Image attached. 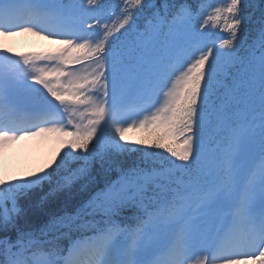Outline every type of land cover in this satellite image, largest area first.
Wrapping results in <instances>:
<instances>
[{
  "label": "snow or ice",
  "instance_id": "1",
  "mask_svg": "<svg viewBox=\"0 0 264 264\" xmlns=\"http://www.w3.org/2000/svg\"><path fill=\"white\" fill-rule=\"evenodd\" d=\"M22 32L62 47L0 48V151L56 146L0 178V264H264V0H0Z\"/></svg>",
  "mask_w": 264,
  "mask_h": 264
},
{
  "label": "bare ground",
  "instance_id": "2",
  "mask_svg": "<svg viewBox=\"0 0 264 264\" xmlns=\"http://www.w3.org/2000/svg\"><path fill=\"white\" fill-rule=\"evenodd\" d=\"M45 39L43 36H38L31 32H22L7 37H0V47H14L11 51L17 47L21 49L41 48L42 44L46 45L48 43V39L43 41ZM17 43L18 45L16 46ZM52 43L61 45L57 40ZM54 146L56 145L52 141L42 137H24L12 141L0 151V167H6L14 171L26 161L37 167L47 159L50 150ZM248 264H252V262L249 261Z\"/></svg>",
  "mask_w": 264,
  "mask_h": 264
},
{
  "label": "rangeland",
  "instance_id": "3",
  "mask_svg": "<svg viewBox=\"0 0 264 264\" xmlns=\"http://www.w3.org/2000/svg\"><path fill=\"white\" fill-rule=\"evenodd\" d=\"M216 4H215V6H217ZM45 40H47V39H45ZM49 40H48V43L46 45L42 44L40 49H37V50L35 49L32 52L46 53V52H50V51H53V50H55L57 48L62 47V45H59V44H56V43H52L53 41H51V40L49 41ZM17 45H18V43L16 44V46ZM0 48L12 49L14 47H11V46L3 47L2 46ZM24 51L28 52L27 50H24ZM135 132H136V130H130V131L126 132V134H125L126 135V139L135 140ZM54 147L50 150V153L48 154V156L51 154V152L53 151ZM35 166L36 165H33L32 163L26 161L17 170H14V171L9 170L6 167H3V168L0 167V178L9 179V178H11L13 176L25 175L28 171L34 170L36 168Z\"/></svg>",
  "mask_w": 264,
  "mask_h": 264
},
{
  "label": "trees",
  "instance_id": "4",
  "mask_svg": "<svg viewBox=\"0 0 264 264\" xmlns=\"http://www.w3.org/2000/svg\"><path fill=\"white\" fill-rule=\"evenodd\" d=\"M204 1V0H203ZM110 3H115L116 0H109ZM119 10V9H117ZM143 138V134L139 132L137 134L136 140ZM39 209L38 207H33L32 204H26L24 206V215L21 217V224L22 226L28 227V226H38L40 223H43L42 217H38Z\"/></svg>",
  "mask_w": 264,
  "mask_h": 264
}]
</instances>
